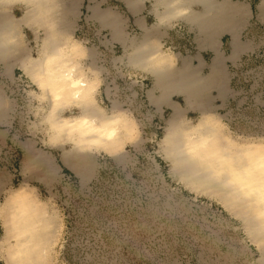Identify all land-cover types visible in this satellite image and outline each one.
<instances>
[{
	"label": "clouds",
	"instance_id": "9594fccd",
	"mask_svg": "<svg viewBox=\"0 0 264 264\" xmlns=\"http://www.w3.org/2000/svg\"><path fill=\"white\" fill-rule=\"evenodd\" d=\"M156 2L144 0L151 5L155 23L173 30L193 11L182 6L184 0H161L159 11L166 6L169 13L158 19L152 9ZM58 12L59 0H0V17L30 16L33 21L18 32L0 28V62L5 50H13L30 70L27 97L32 123L26 126L27 134L35 132L52 149L107 153L106 146L113 142L132 144L142 135L133 113L98 102L102 74L88 63L86 46L75 34L60 32ZM150 43L157 44L158 51L149 55V66L176 69L174 50L155 39ZM189 111L198 115L189 117ZM189 111L175 124L167 123L159 139L174 142L180 163L191 176L237 189L264 221V136L238 133L216 112ZM20 175L18 184L0 188V264H66L58 241L51 237L54 210L60 211L55 194H45L23 171Z\"/></svg>",
	"mask_w": 264,
	"mask_h": 264
},
{
	"label": "rangeland",
	"instance_id": "374dc122",
	"mask_svg": "<svg viewBox=\"0 0 264 264\" xmlns=\"http://www.w3.org/2000/svg\"><path fill=\"white\" fill-rule=\"evenodd\" d=\"M86 38L82 43L93 45ZM130 92L118 100L133 113L142 135L130 145L123 144L120 160L98 150L90 152L95 175L86 183L60 167L58 180L49 187L31 181L45 194L54 193L59 204L60 211L54 210L53 238L60 245L61 260L66 264H261V247L240 207L230 206L225 195L195 186L172 169L159 139L171 108L156 112L141 95ZM6 96L14 108L7 143L0 150V170L7 185L23 179L19 145L24 139H36L38 147L53 150L64 168L62 149H50L35 132L27 134L26 126L32 123L30 100L20 113L15 110L17 95L7 88ZM98 102L112 109L109 101ZM226 111V106L214 110L238 133L264 136V126L251 127ZM187 115L196 117L198 112Z\"/></svg>",
	"mask_w": 264,
	"mask_h": 264
},
{
	"label": "crops",
	"instance_id": "0c3cea01",
	"mask_svg": "<svg viewBox=\"0 0 264 264\" xmlns=\"http://www.w3.org/2000/svg\"><path fill=\"white\" fill-rule=\"evenodd\" d=\"M220 1H225V10L222 11L221 21L218 24L215 25L212 22L202 25L198 21L189 20L190 17L187 15L174 30L169 29L170 25L161 26L160 23H155L150 13L151 5L145 4L144 0H59L60 10L56 19L63 35L74 33L85 44L86 37L92 39L93 45L84 44L89 56L88 63L102 74L103 87L97 99L101 102L109 101L108 107L111 105L113 109L114 100H118L124 94H129L131 90L130 93L141 95L145 103L156 112L171 108L169 105L171 101L183 106L185 113L190 109L198 111L197 105L187 106L184 92H174L166 100L161 97L162 91L156 78L155 67L149 66L148 59L150 54L158 51V45L150 43L155 39L174 50L177 56V67L190 65L196 67L201 74L211 75V80L200 93V99L206 108L215 110L239 98L233 86L231 66L245 53L260 44L257 40L264 32L262 0H231L240 9L238 13L229 10L230 0H211L209 8L202 0H191L188 7L197 12L206 10L207 15H213L215 12L219 13L217 8ZM161 7V0L152 4V9L156 11L158 19L162 15H168L165 11H159ZM17 15L20 13L17 12ZM10 19L13 20L16 32L19 31L21 25L32 26L33 24L31 20H15L10 16L5 19L0 17V22L2 20L8 22ZM142 37L144 44L148 47L147 50H143L144 58L142 64L139 65L131 58L137 51V45ZM29 38H31V33H29ZM109 38L111 43L104 41ZM5 53L3 61L0 62V94L2 95L0 97V150L5 147L11 131L9 118L2 116L10 114V104L6 96L7 88L20 80L30 88L27 78L30 70L27 63L18 58L13 50H5ZM122 81H125V85H122ZM23 83L19 85H24ZM175 97L182 100V103L175 100ZM15 100L17 101L15 110L21 113L25 100L23 96H16ZM256 104L261 105L264 110V99L260 98ZM191 112L195 111L188 113ZM39 139L41 140L40 137ZM38 142L33 138L20 141L19 174L22 171L21 162L24 152L31 147L32 153L44 155L52 161L56 170L51 175L43 176V173L38 174L37 172L42 168V164L35 162L27 179L49 187L58 180L59 170L63 167L57 168L56 165L59 164L53 150L38 147ZM94 165H91L87 171L86 182L95 175ZM65 167L71 174L80 178L77 171L68 165ZM7 183L6 174L0 170V188L5 187Z\"/></svg>",
	"mask_w": 264,
	"mask_h": 264
},
{
	"label": "bare ground",
	"instance_id": "6f19581e",
	"mask_svg": "<svg viewBox=\"0 0 264 264\" xmlns=\"http://www.w3.org/2000/svg\"><path fill=\"white\" fill-rule=\"evenodd\" d=\"M191 0H184L183 7H188V3ZM205 3V6L207 8L211 5V0H202ZM263 4H264V0ZM236 3L233 1H229V10L231 12H240V9H238L237 6H235ZM191 9V8H189ZM60 10V9H59ZM225 10V1H220L219 6L217 8V11L219 13L213 14V15H207L206 10L204 11H191V13L188 15L191 21H198L202 25H207L213 22V24H218V22L221 21V13ZM165 12L168 14L169 10L165 6ZM8 17V16H7ZM5 19V17H3ZM26 20H31L30 16H25ZM5 20H2L0 22V28H3L4 30L10 31V32H16L14 30V24L13 20L10 19V21L3 22ZM32 21V20H31ZM232 22V21H231ZM113 32V31H112ZM113 38V33H112ZM104 41H107L108 43H111V39L108 40L105 39ZM143 37L139 40V44L137 45V51L134 53L132 60H135L138 62L139 65L142 64L143 56V47L144 46ZM126 48V47H125ZM125 55V53H123ZM143 56V57H142ZM141 67V66H140ZM97 70V69H96ZM155 74L156 78L158 80L159 86L162 91V96L165 100L169 98V96L174 92H184L185 94V102L187 106L197 105L199 112H214V110L208 109L203 105L202 99H200V93L204 90L207 83L211 80V75L209 74H201V72L198 71V69L194 66L185 65L182 67H176V69H160L155 68ZM2 95L0 94V97ZM1 99V98H0ZM10 104V114L2 115L3 117H6L7 119L11 120L12 112L14 110L13 103L9 100ZM172 110L171 115L166 119V124H175L177 121L183 118L185 114V109L183 106H179L177 102H172L169 104ZM115 108L113 109H122L125 110L122 107V103L119 100H114ZM1 109V108H0ZM217 113V112H216ZM223 117L222 114H219ZM6 119V120H7ZM5 120V119H4ZM3 120V122H4ZM5 120V121H6ZM171 131V129H169ZM107 152L110 153L112 156L118 158L119 160L122 158V151L123 144L121 142H113L110 145L106 146ZM63 150V149H62ZM163 153L165 154L166 158L171 161L172 169H174L175 172L180 174L183 179H188L189 181L194 182L193 184L196 186H202L204 188H210L214 191L220 192L221 194L225 195V200L228 202V204L233 205L236 203L240 207L239 211H243L246 217L247 227L249 232L253 235V237L257 240V243L261 247L263 261L261 264H264V221H261L256 215L253 214L251 208L249 207V200L245 197H243L242 193L239 192L235 188H224L219 184H216L215 182L206 180L204 178L194 177L191 176L188 171L183 167V165L180 163L181 157L177 153V150L174 146V142L171 141L170 138H166L163 141V147H162ZM33 149L31 147H28L26 151L24 152V156L21 162V170L24 173V176L27 178L29 171L33 168V166L36 164L35 162H39L42 164V168L37 170L39 172L38 174H42L43 176L51 175L53 171H55V166L52 161H50L46 156L44 155H38L37 153H32ZM91 153L89 151H80L76 148H71L70 150H63V156L62 159L66 165H68L73 170L77 171V173L80 176L81 182L86 183V179L88 178L87 171L91 167L90 163V155ZM58 168L59 165H56ZM35 176V172L33 173ZM192 184V183H190ZM55 215L52 217V223L54 225V231L51 234V237H54L55 233Z\"/></svg>",
	"mask_w": 264,
	"mask_h": 264
},
{
	"label": "built area",
	"instance_id": "2783aa9c",
	"mask_svg": "<svg viewBox=\"0 0 264 264\" xmlns=\"http://www.w3.org/2000/svg\"><path fill=\"white\" fill-rule=\"evenodd\" d=\"M257 41L260 44L255 49L245 53L231 66L233 86L239 98L226 105V112L231 118H238L241 123L254 128L264 126V110L256 104L260 98L264 99V32ZM22 83L20 80L8 88L26 101L29 99V86L24 83L19 85ZM241 98L244 100L240 101Z\"/></svg>",
	"mask_w": 264,
	"mask_h": 264
},
{
	"label": "trees",
	"instance_id": "16d2710c",
	"mask_svg": "<svg viewBox=\"0 0 264 264\" xmlns=\"http://www.w3.org/2000/svg\"><path fill=\"white\" fill-rule=\"evenodd\" d=\"M63 170H66V171H68V169H66L65 167L63 168Z\"/></svg>",
	"mask_w": 264,
	"mask_h": 264
}]
</instances>
